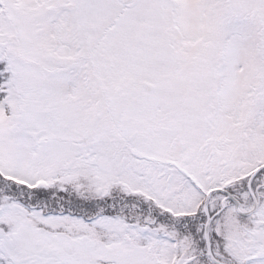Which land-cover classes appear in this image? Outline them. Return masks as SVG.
<instances>
[{
	"label": "snow or ice",
	"instance_id": "1",
	"mask_svg": "<svg viewBox=\"0 0 264 264\" xmlns=\"http://www.w3.org/2000/svg\"><path fill=\"white\" fill-rule=\"evenodd\" d=\"M0 264H264V0H0Z\"/></svg>",
	"mask_w": 264,
	"mask_h": 264
}]
</instances>
